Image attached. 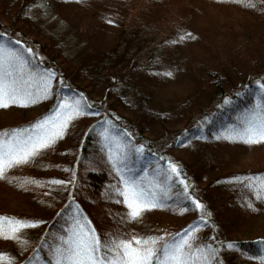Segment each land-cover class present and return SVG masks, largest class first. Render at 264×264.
<instances>
[{
    "label": "trees",
    "instance_id": "16d2710c",
    "mask_svg": "<svg viewBox=\"0 0 264 264\" xmlns=\"http://www.w3.org/2000/svg\"><path fill=\"white\" fill-rule=\"evenodd\" d=\"M253 1L254 4L248 6L245 2L236 0H223L219 5L213 0L203 1V4L209 6L235 9L229 15L219 12V20L212 21L209 30L213 29L212 38H219L224 48L230 43L232 45L239 43L240 48L235 50L234 61L221 65V71H208L210 66L206 68L201 66L202 70L201 67L199 70L189 69L196 72V76L193 77L196 81L194 88L201 91L204 101L188 104V101L182 97L184 100L180 99V104L183 123L177 127L167 128L166 123L162 121L157 129L160 133L153 138L143 135L141 122L136 117L137 110L124 106L123 97L113 96L108 91H105L100 100H92L89 97L84 89L89 87L86 69L68 56L59 39L48 36L29 39L25 34V26L15 28V18L7 26H4L0 20V38L7 36V42L18 49L31 48L32 53L24 54L34 56L31 63L37 66L36 71L44 73L51 70L57 74L51 81L54 91L49 95L48 100L45 102L37 100L35 103L15 106L12 108L11 116L0 123V130L12 129L36 121L53 110L57 99L73 100L82 94L81 102L87 107L84 114L78 115L76 119L78 124L76 123V126L70 130H73L72 134L76 136V145L68 175L63 178L67 181L65 201L46 221L43 234L28 238L23 253L17 255L7 247L0 249L4 257L10 256V264H49L52 259L51 249L60 242V235L71 227L74 219L86 222L83 220L86 217L102 239L105 234L118 230L122 222L119 209L122 207L115 202V194L116 188L119 187L116 183L120 178L113 163L110 162V155L113 159L117 155L118 144L127 149L120 171L124 172L127 169L128 175L144 173L140 177L144 187L150 192L157 191L159 196L165 192L167 196V199L159 205L145 209L138 218L134 219L136 233L138 232L141 237L163 235V240H167L173 234L186 231L199 216L203 215L206 219L202 222V226L193 229V236L196 238L193 243L210 244L217 250L220 247L218 241L224 244V241L228 240L226 242L228 246L231 244L229 248L232 254L228 259L232 258L234 263L239 258L249 264L264 262V205L252 214L229 203L228 199L218 201L215 205L218 203L225 205L227 211L230 210V214H223V218L217 221L205 207L206 189L210 184H203L198 171L177 156L179 149L192 140L201 139L214 132L227 133L242 126L243 120L250 113L255 112L257 117L264 116V101H261V96L264 95V89L261 88V85H264V42H256L255 36L258 33L245 29V25L250 24L245 20H250L252 17L264 20V0ZM206 10L210 12V9ZM214 14L217 13L212 12L207 15L209 23L214 20ZM208 36L210 38V34ZM121 39L122 36L119 40ZM16 40H19L20 44H15ZM117 46L118 43L113 49L118 48ZM237 64L245 68V74L239 78L238 83L220 81L219 73L226 74L229 67L233 70ZM119 85L116 83V88ZM152 86L151 84L144 91L138 90L136 93L142 107L154 104L152 95L156 88L154 90ZM188 93L189 91L186 94ZM72 134L67 132L64 138L53 145L54 155L48 152L36 155L29 162L9 169L6 175L0 178V183L29 195H44L45 188L51 180L46 175L47 170L61 165L62 158L66 156L64 150L68 151L66 143L67 145L71 143ZM108 145L110 151L107 150ZM141 145L142 149L139 152L135 151ZM170 163L176 164L182 175L171 173L168 167ZM242 172L239 175L244 174L242 176L246 178L248 172L245 170ZM165 173L172 179L168 180ZM186 187L189 190L188 194L184 191ZM189 195L202 202V209L195 208L192 200L188 198ZM233 197L238 199L236 195ZM4 215L8 218L32 220L20 214L3 213ZM248 227L257 230V233L251 237L237 238L235 233L241 228ZM163 240L158 243H163ZM234 263L216 254L215 264Z\"/></svg>",
    "mask_w": 264,
    "mask_h": 264
},
{
    "label": "rangeland",
    "instance_id": "374dc122",
    "mask_svg": "<svg viewBox=\"0 0 264 264\" xmlns=\"http://www.w3.org/2000/svg\"><path fill=\"white\" fill-rule=\"evenodd\" d=\"M203 1L0 0V20L7 26L15 18V28L25 26V34L29 39H36V36L59 39L68 56L86 69L89 87L84 89L89 97L92 100H100L105 91L113 96L123 97L124 106L137 110L136 117L141 122L143 135L153 138L160 133L157 129L162 121L166 123L167 128L177 127L183 123L180 104V99L184 100L182 97L188 104L204 101L201 91L194 88L196 81L193 77L196 76V72L189 69L199 70L201 66L204 68L210 66L208 71L218 72L222 64L234 61L235 50L240 48L239 43L233 45L230 43L224 48L219 38H212L213 29L209 30L212 21L219 20V12L229 15L235 9H221L219 6L203 4ZM213 1L219 5L223 0ZM236 1H243L247 6L254 4L253 0ZM206 9H210V12ZM212 12L217 14H214V20L209 23L207 15ZM245 21L250 23L244 24L247 31L258 33L255 36L256 42H264V20L252 17ZM121 36L122 39L119 40ZM116 43L118 48L113 49ZM234 67L233 70L229 67L226 74L220 72V81L237 84L239 78L245 74V68L240 64ZM168 72L172 75H167ZM116 83L120 84L117 88ZM151 84L152 89L156 88L154 94L151 91L154 104L142 107L136 93L138 90L144 91ZM48 98L49 95L37 100L45 102ZM15 106L19 105L0 107V123L11 116L12 108ZM77 118L78 115L68 121V127L54 144L64 138L67 132L73 133V130H70L76 126ZM230 133L232 131L214 132L190 141L177 152V156L198 171L203 184H210L206 189L205 207L217 221L230 211L221 203L215 205L218 201L228 199L229 203L252 214L264 205V190H259V187L256 189L248 187L249 183L259 186L264 181V141L249 144L240 140H230L227 138ZM72 136L71 143L69 145L66 143L68 151L64 150L66 156L62 158L61 165L47 170L46 175L51 180L45 188L44 195H29L0 183V215L20 214L41 221L34 226L21 229L17 233L19 239L6 238L11 235V224L4 215L5 219L0 221L3 228L0 232V249L7 247L17 255L23 253L28 238L43 234L46 221L65 201L67 184L53 181L67 182L63 178L68 175L76 145V136L74 134ZM53 145L41 150L39 154L48 152L54 155ZM107 150H111L109 145ZM115 159H118L117 155ZM243 170L248 172L246 178H243L244 174L239 175ZM126 174L128 175V170ZM143 175L144 173L138 174L139 178ZM118 176L120 178V175ZM218 178L220 180L217 181ZM118 180L116 184L122 188L120 179ZM152 192L156 194V205L167 199L165 192L160 196L157 191ZM257 192L260 199L256 198ZM233 195L238 199H234ZM115 196V202L123 200L119 193ZM249 203L252 207L248 206ZM119 204L122 207L119 209L122 222L117 231L108 235L124 239H130L133 235L141 236L136 233L134 219L127 218L126 206L122 202ZM255 233L257 230L248 227L239 229L235 234L237 238H247ZM226 241L224 244L218 241L220 247L217 254L234 263L232 258L228 259L232 254ZM9 260L10 256L5 255L0 264H10ZM234 264L249 262L239 258Z\"/></svg>",
    "mask_w": 264,
    "mask_h": 264
},
{
    "label": "snow or ice",
    "instance_id": "6c2138e0",
    "mask_svg": "<svg viewBox=\"0 0 264 264\" xmlns=\"http://www.w3.org/2000/svg\"><path fill=\"white\" fill-rule=\"evenodd\" d=\"M7 40V36L0 38V107H8L10 104L27 105L50 95L54 91L51 81L57 75L56 72L36 71L37 66L31 63L34 56L24 54L32 53L33 50L18 49ZM15 44H20V41L16 40ZM167 75L171 76L172 73L168 72ZM261 88L264 89V85H261ZM82 99V94L73 100L57 99L53 110L36 121L0 130V178H3L9 169L29 162L41 150L53 145L68 127V121L87 111V107L81 102ZM225 99L227 101V98ZM261 101H264V95L261 96ZM227 138L249 144L264 141V116L257 117L255 112L250 113L243 120V125L233 129ZM142 147V145L137 147L135 151L139 152ZM126 155L127 149L118 144L119 159H113L110 155V162L120 175V184L123 186L116 188V192L123 197L122 201L116 202H122L126 206L127 218L132 220L138 218L145 209L157 206L156 194L144 187L138 175H127V169L124 172L120 171ZM168 167L171 173L182 175L176 164L170 163ZM165 175L168 180L172 179L166 173ZM53 182L66 183L57 180ZM248 187L250 189L259 187V190H264V181L259 186L249 183ZM184 191L186 194L189 192L187 187ZM188 198L192 200L196 209H202L203 205L199 199L191 195ZM256 198L260 199L258 192ZM248 206L252 207V204L249 203ZM4 219L0 217V221ZM8 219L11 224V235L6 238L13 239L20 238L17 233L21 229L41 223L25 218ZM205 219V216H199L187 231L182 230L181 233L173 234L167 240H163V235L157 237L133 235L130 239H124L108 234L102 239L86 217L83 218L86 222L74 219L71 227L60 235V242L51 249L52 259L49 264H215L216 249L203 242L193 243L196 239L192 234L193 229L201 227ZM2 231L3 228L0 226V232ZM160 240H163V243H158ZM4 259V254L0 253V261Z\"/></svg>",
    "mask_w": 264,
    "mask_h": 264
}]
</instances>
